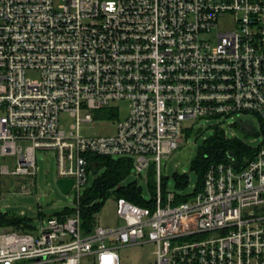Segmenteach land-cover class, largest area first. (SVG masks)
<instances>
[{"label":"built area","instance_id":"2783aa9c","mask_svg":"<svg viewBox=\"0 0 264 264\" xmlns=\"http://www.w3.org/2000/svg\"><path fill=\"white\" fill-rule=\"evenodd\" d=\"M245 116L264 126V0H0V264H121L120 248L148 244L155 264H264L262 144L212 163L186 201L161 174L201 121L258 135ZM110 121L114 133L81 132ZM38 152L73 180L76 205L4 227L3 186L34 184ZM92 155L130 159L138 184L152 169L156 189L147 206L116 199L123 224L87 232Z\"/></svg>","mask_w":264,"mask_h":264},{"label":"rangeland","instance_id":"374dc122","mask_svg":"<svg viewBox=\"0 0 264 264\" xmlns=\"http://www.w3.org/2000/svg\"><path fill=\"white\" fill-rule=\"evenodd\" d=\"M227 25H221L226 28ZM120 116L122 120L126 117L129 104L120 103ZM251 121L258 135H250L243 130L234 131L226 126L224 130L227 138L237 137L243 143L252 148H258L263 143L260 124L254 117H243ZM75 123L72 117H63L62 126L68 127ZM115 123L110 121L106 123L94 122L82 125L81 132L85 135H103L114 133ZM193 134L185 138V142L166 160L162 161L161 174L163 183L167 191H175L181 196L192 195L198 187L199 176L194 170L193 162L198 154L200 147L215 135L216 121H201ZM200 131L199 134H197ZM233 136V137H232ZM38 174L35 177L34 184L30 182L6 181L2 190V211L13 216H24L33 220V223L40 225L42 220L60 213L66 207H74L76 201L73 193L63 194L57 185V164L54 157L47 156L46 152H38ZM187 174L189 183L184 189L178 188V180L175 174ZM93 179V177H92ZM139 185L142 186L144 197L149 200L151 193L144 176L137 178ZM129 181H135L134 172L129 176ZM24 184L25 190L20 191L19 187ZM123 224L118 217L116 208V199L110 198L106 201L102 210L97 215V225L117 226ZM155 246L148 244L144 248L122 247L119 249L121 264H155Z\"/></svg>","mask_w":264,"mask_h":264},{"label":"trees","instance_id":"16d2710c","mask_svg":"<svg viewBox=\"0 0 264 264\" xmlns=\"http://www.w3.org/2000/svg\"><path fill=\"white\" fill-rule=\"evenodd\" d=\"M103 114L111 116L112 113L104 112ZM237 129L241 130L239 126ZM261 134L263 135L262 145L264 146V126L261 128ZM255 151L237 137L227 138L223 130L215 128V135L200 147L193 162L192 168L196 170L199 176V184L193 194L202 190L205 173L212 163L228 161L230 152L234 153L236 162L240 163L244 161V158L252 157ZM90 161L93 163L94 179L85 190L80 202L81 217L85 231L90 232L97 225V215L110 198L118 199L123 197L140 206H147L151 203L144 197L142 186L136 181L128 180L133 173L130 159L92 155L90 156ZM175 177L178 180V188L184 189L188 185L189 177L187 174L176 173ZM148 187L152 195L155 194L156 181L152 169L149 174ZM187 199L188 196L178 194V202L186 201ZM65 210L70 212L72 209L67 208ZM32 223V219L24 216L4 214L1 218L2 226L24 231L31 229Z\"/></svg>","mask_w":264,"mask_h":264},{"label":"water","instance_id":"95a60500","mask_svg":"<svg viewBox=\"0 0 264 264\" xmlns=\"http://www.w3.org/2000/svg\"><path fill=\"white\" fill-rule=\"evenodd\" d=\"M242 129H244L246 132H253V127L243 124ZM234 153L230 152L229 153V157H233ZM57 185L60 188V190L62 191L63 194H69L71 189H72V185H73V180L71 179H61L57 181Z\"/></svg>","mask_w":264,"mask_h":264}]
</instances>
